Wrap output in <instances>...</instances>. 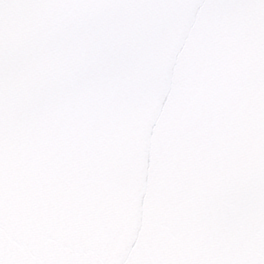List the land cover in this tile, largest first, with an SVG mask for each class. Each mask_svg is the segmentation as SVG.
I'll return each mask as SVG.
<instances>
[{"label":"water","instance_id":"1","mask_svg":"<svg viewBox=\"0 0 264 264\" xmlns=\"http://www.w3.org/2000/svg\"><path fill=\"white\" fill-rule=\"evenodd\" d=\"M0 264H264V0H0Z\"/></svg>","mask_w":264,"mask_h":264}]
</instances>
